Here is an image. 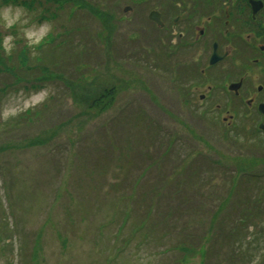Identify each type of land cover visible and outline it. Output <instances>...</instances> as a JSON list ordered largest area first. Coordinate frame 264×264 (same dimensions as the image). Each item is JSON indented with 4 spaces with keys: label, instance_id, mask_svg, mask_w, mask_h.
<instances>
[{
    "label": "rangeland",
    "instance_id": "obj_1",
    "mask_svg": "<svg viewBox=\"0 0 264 264\" xmlns=\"http://www.w3.org/2000/svg\"><path fill=\"white\" fill-rule=\"evenodd\" d=\"M1 1L0 6L26 10L30 32L39 34L45 23L52 25L53 35L69 28L70 35H60L55 43L70 38L76 57L71 55L64 68L83 74L72 80L79 98L52 78L36 88L7 86L0 73V88L7 89L0 91V264H264V134L254 127L255 112L240 103L231 125L220 113L203 118L209 101L198 105L195 95L197 101L188 102L177 80L182 71L187 75L191 53L181 50L179 40L171 43V17L187 10L206 19L223 10L218 0H91L113 13L108 30L68 3L58 8L40 1L27 6ZM152 10L160 13L163 28L148 18ZM19 24L6 31L0 27L2 43L9 37L7 51L18 39L29 45ZM126 38L146 45L122 58L117 51ZM139 57L142 62L135 61ZM101 94L104 103L94 106V95ZM51 95L58 98L54 103L62 101L52 117L6 125ZM195 102L198 108L191 105ZM134 111L137 116H128ZM117 117L122 120L113 126ZM29 138L44 144L27 145ZM175 164L200 176L179 184ZM237 167L259 173L258 178L233 179L239 176ZM170 191L171 199L181 192L201 201L188 226L193 233L185 240L188 246H182V235L167 229L183 223L168 220ZM225 197L232 204H221ZM186 206L198 205L187 201Z\"/></svg>",
    "mask_w": 264,
    "mask_h": 264
},
{
    "label": "flooded vegetation",
    "instance_id": "obj_2",
    "mask_svg": "<svg viewBox=\"0 0 264 264\" xmlns=\"http://www.w3.org/2000/svg\"><path fill=\"white\" fill-rule=\"evenodd\" d=\"M218 5L223 10L206 19L187 10L171 17V43L179 40L185 54L191 53L183 96L199 100L198 105L209 101L203 118L220 113L226 125L241 103L255 112L254 127L264 134L259 111L264 104V0H218Z\"/></svg>",
    "mask_w": 264,
    "mask_h": 264
},
{
    "label": "trees",
    "instance_id": "obj_3",
    "mask_svg": "<svg viewBox=\"0 0 264 264\" xmlns=\"http://www.w3.org/2000/svg\"><path fill=\"white\" fill-rule=\"evenodd\" d=\"M35 1H40L39 2L40 4H41V2H44L47 4L51 3L58 8H60L61 6H63L64 4H67V3L71 4L73 7L75 6L78 9H83V10L87 11L89 14L91 13L92 16L97 17L103 23L102 26H103L104 30H108L109 28L112 27L111 22L113 21V13L110 11V9L102 8L105 5L102 4L101 2H95L96 4L93 3L94 1L92 2L91 0L90 1L89 0H2L1 2L3 4L11 3V2L12 3H21V4H24L27 6V5L33 4V2H35ZM46 10H47L46 8H43V12H47ZM70 31L71 30L69 28H64V29H62V32L59 33L58 35L48 34L43 39L42 42H40L36 45H33V46L26 44L23 39L15 40L13 42L14 47H12L11 50L7 51V52L3 51V48H2L3 43H2L1 35H0V73L4 74L3 76L7 79L8 82L6 83V85L7 86H18V85L23 84V83L24 84L29 83L30 84L29 87L33 86L34 88H36V87L43 86L42 84L44 82L48 81L49 78H52L49 81H54V80L58 81L65 88L68 87L67 88L68 91L73 96L80 98L81 96L76 94L75 89L73 90L72 80L79 78L80 76H82L83 73L78 71L75 74L74 72L68 71L67 67L64 68V66H66L65 65L66 63L69 64L72 62L71 59L73 56H75L76 50L72 53V51H71L72 45L67 44L68 40L70 39L69 37L55 43V40L57 39V37H59L60 35L69 36ZM104 36H105L104 38H107V40L109 39L107 35H104ZM125 41L126 42H124L122 44V47H120L119 50L117 51L118 54L122 58H123V56H125L127 54V51L129 50V48L131 49V48H135V47L136 48L141 47V45L137 44L133 38H126ZM108 44H111V46H112V42L111 43L108 42ZM111 46H109V48H111ZM33 51H35L36 53H34ZM82 51L84 52L85 50L82 49ZM71 55H73V56H71ZM16 62H17V66H15ZM7 63H8V65L12 64L14 66L13 67L14 69L12 67L8 66ZM24 66H25V69H23ZM17 69H18V71H17ZM62 69H63V71H61ZM92 84L93 83L90 82V86ZM6 85H4L2 88H0L1 92H5L7 90L5 88ZM89 90H90V93L88 92V94H91L93 89H89ZM101 95H94V97H93L94 106H97L99 104L104 103V100H103L104 95H102V96ZM47 99H48L47 100L48 102L45 101L38 107L27 109L23 113L19 114L17 117L6 121L5 122L6 125H8V126L10 124L19 125L20 122L29 121L30 119H33L34 117H36L38 115L41 116V115L49 114V116L52 117L53 116V113L51 114L52 110H56L59 107V105L62 104V101H58V103H54V101L56 99H58V98H55L54 95L53 96L51 95ZM84 100H86V99L84 98ZM134 114H136V116H137L138 111H134L128 116H132ZM141 115L143 117H145L144 114H141ZM20 120H22V121H20ZM121 120H122L121 117H117V119L113 121V126H116V124H120L119 122ZM151 122L152 121H146V123H149V124ZM113 126H112L111 130H112V137L114 138L115 133H113V130H114ZM147 131H149V130H147ZM107 134H109L108 131H107ZM121 137H122V135L120 136L117 143L112 142V144L114 146H118L122 140ZM33 144L35 145V144H44V143L42 142V139H40V138H32V139L29 138L27 145H33ZM254 146L256 148L261 147L259 144H255ZM144 147H146V145ZM142 150L144 152V155L150 156L146 153V151H144V149H142ZM123 153H124V149H123L122 155H123ZM128 155H130V154H128ZM166 160H167V158H166ZM177 169H178L177 172H179V174L181 176V177H179V182H177L179 184H181L182 182L185 183L187 181V179L190 178V176H196V177L200 176V174L196 175L193 173L194 171H196V169L190 170L191 168H187L186 170H184V167H179L178 165H176L174 167L173 171L175 172ZM237 170H238L237 173L239 174V176L238 175L234 176L233 179H235V178L238 180L246 179L247 181H249L251 176L258 178L259 173H256V172L246 173V170H242V168H240V167H237ZM255 178H251V179H255ZM233 179H231V181ZM160 180H162V178H160ZM166 185H167V182H166ZM161 188H163V189L165 188L163 186V182H162ZM229 190L232 191L230 188H229ZM156 191H157V189H156ZM142 193H146V191H143ZM160 194H158V197H161ZM200 194H201V192H198V195H200ZM180 196H183L184 200H180V198H179ZM185 197H187L186 200H185ZM170 199H171V191L169 193V199H168V201H166L168 203L166 204L165 201H162V203L166 204V206L168 207L166 210V212H168V220H169V218L171 219V217H172L173 220L178 219V220H181L183 223L178 225L177 221H176L177 223L173 222L170 224L169 227H167V229L169 230L171 235H174L175 232H178L180 235H182L183 236V238H182L183 239V242H182L183 245L182 246H186L187 244L185 243L186 242L185 240L187 238L193 236L191 227H188V226H191V225H189V223L194 221V218H195L194 214H196L198 209H200L199 207L201 205V201H195L196 199H195V196L193 194L184 196L183 193H181V192L175 193L174 198L171 200ZM223 199H225V200L223 201V203L220 202L221 204H224V205L232 204V202L229 199H227L226 197ZM145 200H146V198H145V194H144L143 196H141V201L143 202ZM159 201L161 202V200H159ZM187 201L189 203L195 202L198 206H195L194 209L192 210V209L188 208V206H186ZM157 207H158V204H157ZM177 208H178V210H177ZM149 209L146 211V215L147 214L149 215L151 213V211H149ZM170 212L172 213L171 216H170ZM216 220H217V216L214 217L213 219H211L210 224L215 223ZM167 223H168V221H167ZM230 232H231V230L229 232H227L228 236H229ZM208 233H212V231L209 230ZM195 235L198 236V233H195ZM211 238H212V236H211ZM211 238L209 240H211ZM223 242H225V241H223Z\"/></svg>",
    "mask_w": 264,
    "mask_h": 264
},
{
    "label": "clouds",
    "instance_id": "obj_4",
    "mask_svg": "<svg viewBox=\"0 0 264 264\" xmlns=\"http://www.w3.org/2000/svg\"><path fill=\"white\" fill-rule=\"evenodd\" d=\"M21 17L23 19L21 20ZM20 21V24L17 25V27H20L23 29V36L27 37L29 40V45L33 46L35 44H38L42 41L37 42V39H34V37L38 38L40 34L47 33V35L52 31V25L50 23L43 24V27L40 30V33H34L27 30L25 25L29 24L30 21L27 18L26 10L21 6H16L12 4L2 5L0 6V27L3 28L4 31L9 29L13 24H16V21ZM9 37L5 36L3 40V51L7 52L8 45L7 40ZM15 112H12L11 115H15ZM9 113L5 112L4 117L7 119Z\"/></svg>",
    "mask_w": 264,
    "mask_h": 264
},
{
    "label": "water",
    "instance_id": "obj_5",
    "mask_svg": "<svg viewBox=\"0 0 264 264\" xmlns=\"http://www.w3.org/2000/svg\"><path fill=\"white\" fill-rule=\"evenodd\" d=\"M128 8V7H127ZM125 8V10L127 9ZM149 19L156 22L159 25H162V22L160 20V14L157 11H151L148 15ZM212 61V60H211ZM260 109L263 112L264 111V105H260Z\"/></svg>",
    "mask_w": 264,
    "mask_h": 264
}]
</instances>
